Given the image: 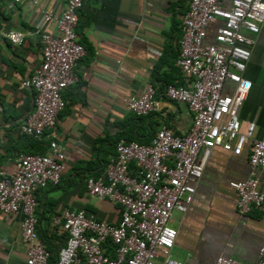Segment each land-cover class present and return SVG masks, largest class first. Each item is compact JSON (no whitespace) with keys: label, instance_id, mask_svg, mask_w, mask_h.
Masks as SVG:
<instances>
[{"label":"crops","instance_id":"obj_1","mask_svg":"<svg viewBox=\"0 0 264 264\" xmlns=\"http://www.w3.org/2000/svg\"><path fill=\"white\" fill-rule=\"evenodd\" d=\"M190 0H84L75 27L85 56L79 62L77 81L63 97L66 107L53 130L46 131L65 155V171L58 185L36 193L37 230L57 251L65 233L55 216L64 210H83L110 224L120 221V208L107 200L91 198L85 179L103 176L119 139L150 144L160 127L177 134L191 127L192 115L181 103L169 101L168 85L185 86L187 77L176 65L180 53L181 23ZM34 2L37 5L33 4ZM67 0H0V171L9 174L22 153L19 128L34 109L35 93L21 87L42 59L41 33L57 35L52 22L40 25L38 5L59 16ZM216 20L207 29L206 43H213ZM8 29V30H7ZM25 34L20 45L4 39L6 31ZM243 78L249 93L239 108L242 128L255 123V136L264 134V21L257 34ZM152 87L159 111L137 117L124 100L138 97ZM233 85L225 92L231 94ZM250 147L240 156L220 148L212 150L201 178L194 183L193 201L184 213L173 212L171 226L177 237L170 257L182 264H214L227 257L243 264H258L264 244V212L246 215L237 211V194L230 183L251 176ZM264 193V169H257ZM22 216L0 212V264H24ZM160 263V262H158Z\"/></svg>","mask_w":264,"mask_h":264},{"label":"built area","instance_id":"obj_2","mask_svg":"<svg viewBox=\"0 0 264 264\" xmlns=\"http://www.w3.org/2000/svg\"><path fill=\"white\" fill-rule=\"evenodd\" d=\"M83 1L67 0L59 16L38 5L40 25L52 22L57 35L40 34L41 62L21 82L35 92L34 109L19 128L22 135L40 139L45 131L54 129L65 108L63 93L77 81L76 69L86 54L75 32ZM216 20L221 24L213 43H206L207 29ZM262 21L264 0L189 1L176 61L188 81L185 86L168 85L164 95L187 107L192 115L190 129L180 135L162 126L150 144L120 139L104 175L85 180L91 198L120 208L119 223L96 220L83 210L62 211L54 222L61 225L66 237L55 264H182L170 257L177 237L171 215L187 211L194 183L215 148L240 156L250 147L251 176L230 186L237 194L240 215L254 209L264 212V193L255 176L257 169H264V134L255 136L253 122L242 128L238 115L250 90V82L242 75L254 43L247 34H257ZM3 36L12 45H20L25 34L9 30ZM230 84L233 90L227 94ZM124 102L137 117L159 111L152 87ZM64 161L58 143L51 140L47 154H20L12 173L0 171V212L22 216L24 264H48L49 252L36 232V193L46 185L59 184ZM132 163L134 174L129 170ZM259 257L258 264H264V244ZM214 264L243 263L220 256Z\"/></svg>","mask_w":264,"mask_h":264},{"label":"trees","instance_id":"obj_3","mask_svg":"<svg viewBox=\"0 0 264 264\" xmlns=\"http://www.w3.org/2000/svg\"><path fill=\"white\" fill-rule=\"evenodd\" d=\"M1 14V13H0ZM77 25V24H76ZM8 30V29H7ZM75 32H76V29H75ZM6 42H8L6 39H4ZM11 46H13L10 42H8ZM21 86V84H20ZM22 87V86H21ZM35 93V92H34ZM66 107V105H65ZM64 110V109H63ZM46 131L44 132L43 136L40 138V139H34L33 137L31 136H26V135H22L19 133V137L20 139L22 140V143H23V150H22V153H19L18 155L20 154H39V155H45L48 153L49 151V146H50V141L51 140H48L46 138ZM120 140V139H119ZM118 140V141H119ZM126 141H134V140H131V139H125ZM118 143V142H117ZM17 155V156H18ZM129 170L132 174L135 173L136 171V167L134 165V163L130 164L129 166ZM98 176H93V178H97ZM89 178V177H88ZM87 179V178H86ZM85 179V180H86ZM85 184V182H84ZM86 189V188H85ZM36 211V209H35ZM36 232H37V235L39 236V238L42 240L46 250L49 252V259H48V264H55L56 263V260H57V254H58V251H59V248L57 251H54L52 250L49 245H48V242L45 240L44 236L40 235V233L38 232L37 228H36ZM64 244V243H63ZM62 244V245H63Z\"/></svg>","mask_w":264,"mask_h":264}]
</instances>
